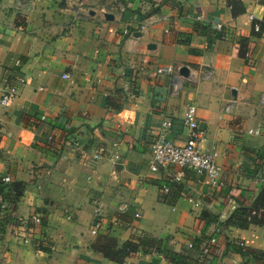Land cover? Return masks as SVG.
<instances>
[{
	"label": "crops",
	"instance_id": "crops-1",
	"mask_svg": "<svg viewBox=\"0 0 264 264\" xmlns=\"http://www.w3.org/2000/svg\"><path fill=\"white\" fill-rule=\"evenodd\" d=\"M242 2L234 17L227 0H0V264H264V217L248 218L264 192V0ZM191 106L223 190L151 171L165 122L186 143ZM14 183L24 195L4 201ZM100 237L138 252L114 262Z\"/></svg>",
	"mask_w": 264,
	"mask_h": 264
},
{
	"label": "built area",
	"instance_id": "built-area-1",
	"mask_svg": "<svg viewBox=\"0 0 264 264\" xmlns=\"http://www.w3.org/2000/svg\"><path fill=\"white\" fill-rule=\"evenodd\" d=\"M253 20V17H251ZM221 31V27L217 28ZM256 32L261 31V26H254ZM161 73H168L167 69H161ZM69 78V77H67ZM18 95L16 88L8 89L1 98V105L4 107L9 106ZM230 107H227V111H230ZM196 108L189 107V110L185 117V127L187 129V141L184 145H176L172 142L169 137V130L171 127L170 122H165L163 124L164 130L157 139L152 144V162L151 171L157 172L160 168L177 166L181 169L177 175L174 176L173 182L177 187L183 184L184 180L187 178L188 174H195L200 177L203 182L208 186L210 190H223L226 187L223 181V168L217 163L214 148L205 147V142L207 141V135L204 128H202L196 121L195 115ZM46 116H42V120H46ZM78 145V144H77ZM5 184H11V178L5 177L3 180ZM264 184V178L262 180ZM170 188H165V192H169ZM5 201V200H4ZM190 202H194L190 198ZM229 202H233L229 199ZM195 207H199L198 203H194ZM8 203L5 201L0 206L1 213H5L8 208ZM138 217V215H137ZM264 217V209L254 210L250 213V220H261ZM103 212L100 207H97L92 229L94 232H99L103 226ZM35 220L40 221V218H35ZM215 242V240H214ZM241 247L245 248V244L241 243Z\"/></svg>",
	"mask_w": 264,
	"mask_h": 264
},
{
	"label": "trees",
	"instance_id": "trees-1",
	"mask_svg": "<svg viewBox=\"0 0 264 264\" xmlns=\"http://www.w3.org/2000/svg\"><path fill=\"white\" fill-rule=\"evenodd\" d=\"M227 2H228V6L231 8V11H232V14L234 17H237L238 15L245 13V7H244L242 0H227ZM23 25H24V21H22V22L16 21L17 27H21ZM263 28H264V26L262 25L261 31L263 30ZM260 32L256 33L255 31H253L252 37H259ZM250 43L248 44V46L250 45ZM252 45L254 46V44H252ZM248 54H249V50L240 51V56L244 59H247L249 57ZM11 193L13 195V197H12L13 199H9L10 197L8 195H5V192L2 191V195L4 197V200L8 199V200H11L10 202L16 203L17 200H19L24 195L25 185H23L22 183H14L11 187ZM260 200L263 203L261 205L262 209H264V192L260 196ZM43 221L44 220L42 219V222ZM44 223H45V221H44ZM30 229H31V227H29V230ZM31 238H32V242L35 246V241L33 240V235L31 236ZM98 249L101 252H103V254L107 258H109L110 260L117 262V263H123L127 258L132 256L134 253L138 252L139 246L134 244V243L127 242V243H125V245L122 248H118L117 241L115 239L108 238V237H100Z\"/></svg>",
	"mask_w": 264,
	"mask_h": 264
},
{
	"label": "water",
	"instance_id": "water-1",
	"mask_svg": "<svg viewBox=\"0 0 264 264\" xmlns=\"http://www.w3.org/2000/svg\"><path fill=\"white\" fill-rule=\"evenodd\" d=\"M181 73H182L183 75H185V76L188 75V72H187L185 69H183Z\"/></svg>",
	"mask_w": 264,
	"mask_h": 264
}]
</instances>
